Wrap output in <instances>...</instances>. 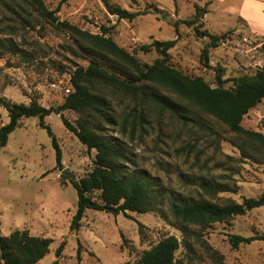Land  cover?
<instances>
[{
	"label": "rangeland",
	"instance_id": "rangeland-1",
	"mask_svg": "<svg viewBox=\"0 0 264 264\" xmlns=\"http://www.w3.org/2000/svg\"><path fill=\"white\" fill-rule=\"evenodd\" d=\"M43 1L50 11L59 8L55 14L59 22L93 35H101L102 27L110 29L106 37L149 65L161 56L154 49L143 52L142 47L177 39L173 25L180 22L178 42L169 51L170 64L189 77H202L212 87L217 86L219 69L229 88L232 79L264 68V20L245 22L239 0H108L131 12L149 11L133 21L111 15L102 0ZM197 6L208 11L200 29L224 36L219 47L210 49L207 67L201 55L209 39L198 37L194 26L184 23L196 17ZM90 47L78 34L43 17L28 0H0V98L27 105L36 98L46 108L60 107L73 72L88 66ZM96 89L113 110L116 127L104 124L107 136L125 145L132 170L159 180L170 200L203 198L197 186L203 180L222 183L232 191L219 194L222 200L242 203L244 198L264 195V151L249 149L244 156L242 140L223 123L163 90L199 118L200 125L185 126L170 113L160 115L153 105L142 106L108 87ZM144 110L148 118L142 126L135 125V116ZM64 115L74 125L80 117L74 111ZM8 122V112L0 105V126ZM45 123L62 151L63 170L38 117L24 118L0 150V234L27 230L51 239L50 252L36 264H135L144 251L172 235L182 243L177 264H264V207L206 229L185 230L166 206L161 212L117 217L88 209L80 230L72 232L78 209L72 181L93 169L96 151L88 152L67 130L61 115L53 113ZM242 126L264 134V101L245 116ZM232 235L258 240L234 247Z\"/></svg>",
	"mask_w": 264,
	"mask_h": 264
},
{
	"label": "trees",
	"instance_id": "trees-1",
	"mask_svg": "<svg viewBox=\"0 0 264 264\" xmlns=\"http://www.w3.org/2000/svg\"><path fill=\"white\" fill-rule=\"evenodd\" d=\"M102 1L108 12L120 20L133 21L149 12H131L112 5L108 0ZM28 2L33 8L40 10L46 19L81 36L91 46L88 52L91 60L86 68L78 67L73 72L70 79L71 93L58 108H46L36 98L27 105L1 97L0 105L8 112L10 120L0 127V150L7 146L9 136L20 126L24 118L38 117L40 125L48 130L52 138L57 152L58 168L63 170L62 151L56 136L45 123L47 116L56 113L61 115L67 130L78 137L88 152L96 151L93 169L79 181H72L78 192V209L70 226L72 232L80 230L88 209L117 217L121 214L126 216L128 212L138 214L161 212L166 206L168 214L185 230L190 226L206 229L215 223H224L236 216H243L254 209L264 207V195L258 198H244L242 203L222 200L218 198L219 194L232 191L222 183L207 180L197 183L198 192L204 196L203 198L176 197L170 200L161 188L159 180L146 172L132 170L131 155L125 145L107 136L103 125L116 127L113 110L110 102L95 93L98 87H108L142 106L157 107L160 115L172 114L185 126L190 123L200 125L199 118L192 116L182 104L175 103L160 90L174 94L194 110L215 118L223 123L229 132L238 135L243 142L241 150L246 156L249 149L264 151V134L242 126L245 116L264 101V68L253 75L232 79L233 85L229 88L225 87L227 81L223 79V73L219 69L217 86L212 87L202 77H189L170 64L169 51L178 42L180 22L173 25L177 39L154 41L142 47L143 52L154 49L161 56L149 65L119 47L111 37H106L110 34V29L102 27L101 35L83 32L67 22H59L55 16L59 8L50 11L43 0ZM196 10V17L184 23L194 26L198 37L209 39L201 55L207 67L210 62V49L219 47L224 36L202 31L201 20L208 11L198 6ZM66 111H74L80 115L75 125L65 117ZM145 111L135 116V125L142 126L145 123L148 118ZM125 128L123 125V130ZM230 238L234 247L258 240L255 237L240 235H232ZM51 243V239L32 236L27 230H17L10 236L0 234V264H36L50 252ZM181 246L178 237L167 236L144 251L135 264H177L176 254ZM63 248L62 245L58 256ZM53 264H58V261Z\"/></svg>",
	"mask_w": 264,
	"mask_h": 264
},
{
	"label": "crops",
	"instance_id": "crops-1",
	"mask_svg": "<svg viewBox=\"0 0 264 264\" xmlns=\"http://www.w3.org/2000/svg\"><path fill=\"white\" fill-rule=\"evenodd\" d=\"M239 5L240 17L245 22L253 23L254 19L257 22L264 20V0H239ZM3 125L6 124H2L1 126Z\"/></svg>",
	"mask_w": 264,
	"mask_h": 264
},
{
	"label": "built area",
	"instance_id": "built-area-1",
	"mask_svg": "<svg viewBox=\"0 0 264 264\" xmlns=\"http://www.w3.org/2000/svg\"><path fill=\"white\" fill-rule=\"evenodd\" d=\"M69 83H70V80H69ZM66 92H67V94H70V93H71V84H70L69 87L66 89Z\"/></svg>",
	"mask_w": 264,
	"mask_h": 264
},
{
	"label": "water",
	"instance_id": "water-1",
	"mask_svg": "<svg viewBox=\"0 0 264 264\" xmlns=\"http://www.w3.org/2000/svg\"><path fill=\"white\" fill-rule=\"evenodd\" d=\"M67 172H65V174H66Z\"/></svg>",
	"mask_w": 264,
	"mask_h": 264
}]
</instances>
